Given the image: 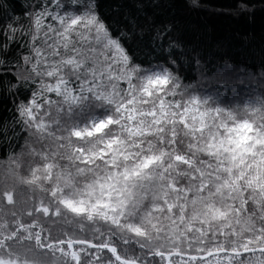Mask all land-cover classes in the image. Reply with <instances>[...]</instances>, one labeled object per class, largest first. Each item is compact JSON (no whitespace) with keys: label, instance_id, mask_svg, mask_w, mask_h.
Returning <instances> with one entry per match:
<instances>
[{"label":"snow or ice","instance_id":"snow-or-ice-1","mask_svg":"<svg viewBox=\"0 0 264 264\" xmlns=\"http://www.w3.org/2000/svg\"><path fill=\"white\" fill-rule=\"evenodd\" d=\"M30 7L5 33L30 37L31 98L0 179V264H264V98L221 107L141 68L93 0Z\"/></svg>","mask_w":264,"mask_h":264},{"label":"trees","instance_id":"trees-1","mask_svg":"<svg viewBox=\"0 0 264 264\" xmlns=\"http://www.w3.org/2000/svg\"><path fill=\"white\" fill-rule=\"evenodd\" d=\"M0 2L6 5L0 9V45H8L7 53L0 51L5 61L0 65V125L8 129L6 136L0 135V179L12 185V157L21 152L28 137L18 123L16 108L31 98V90L20 88L17 79L22 71L18 64L30 54V37L17 32L11 39L5 33L10 24L27 29V15L35 0ZM93 4L110 36L121 42L141 68L170 69L182 88L221 107L264 98V0H93ZM165 27L171 31L154 40ZM11 84L18 87L10 92ZM19 171L25 174L24 169ZM21 190L26 191L23 186L17 188Z\"/></svg>","mask_w":264,"mask_h":264},{"label":"water","instance_id":"water-1","mask_svg":"<svg viewBox=\"0 0 264 264\" xmlns=\"http://www.w3.org/2000/svg\"><path fill=\"white\" fill-rule=\"evenodd\" d=\"M245 254H248V253H245ZM188 256H189V255H186V254H185V258H187Z\"/></svg>","mask_w":264,"mask_h":264},{"label":"rangeland","instance_id":"rangeland-1","mask_svg":"<svg viewBox=\"0 0 264 264\" xmlns=\"http://www.w3.org/2000/svg\"><path fill=\"white\" fill-rule=\"evenodd\" d=\"M53 98H55V97H54V94H53Z\"/></svg>","mask_w":264,"mask_h":264}]
</instances>
